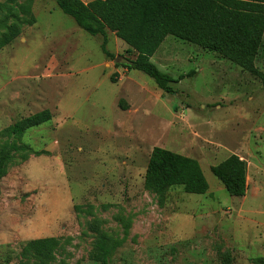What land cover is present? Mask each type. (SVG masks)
<instances>
[{"label":"rangeland","instance_id":"rangeland-1","mask_svg":"<svg viewBox=\"0 0 264 264\" xmlns=\"http://www.w3.org/2000/svg\"><path fill=\"white\" fill-rule=\"evenodd\" d=\"M0 264H257L264 258V40L258 73L167 36L151 60L177 78L174 94L126 71L55 0H0ZM118 61L134 58L108 30ZM111 76L116 78L112 81ZM49 109L52 118L12 135ZM12 144L23 147L14 151ZM154 147L198 160L206 194L145 183ZM232 153L248 165L247 197L211 166ZM256 195V196H255ZM56 237L51 258L30 247Z\"/></svg>","mask_w":264,"mask_h":264},{"label":"trees","instance_id":"trees-1","mask_svg":"<svg viewBox=\"0 0 264 264\" xmlns=\"http://www.w3.org/2000/svg\"><path fill=\"white\" fill-rule=\"evenodd\" d=\"M16 1V0H15ZM59 8L72 17L76 24L90 35H100L101 47L110 60H116L127 72L139 70L154 79L167 94L177 90L175 83L194 71L175 78L161 70L151 58L167 36L213 51L246 71L258 73L254 64L264 40V0H55ZM2 4L0 3V9ZM108 30L127 45L134 58L118 61L107 48ZM10 42L6 35L0 48ZM112 81L116 78L111 76ZM52 113L45 109L18 121L9 128L12 135H22L27 128L49 121ZM10 148L22 150L16 144ZM8 154L0 158V180L4 175ZM213 174L224 184L230 195L245 196L248 165L237 154L211 166ZM145 183L157 192L181 186L185 193L206 194L209 182L200 162L192 157L162 147H154L146 168ZM59 244L56 237L37 238L30 242L34 252L51 258ZM102 264L110 263L116 244L101 236L95 242ZM264 264V258H256Z\"/></svg>","mask_w":264,"mask_h":264},{"label":"crops","instance_id":"crops-1","mask_svg":"<svg viewBox=\"0 0 264 264\" xmlns=\"http://www.w3.org/2000/svg\"><path fill=\"white\" fill-rule=\"evenodd\" d=\"M86 4L87 3H89V2H91V1H94V0H83ZM123 41V40H122ZM126 44V43H125ZM127 45V44H126ZM233 154V153H232ZM234 154H236V153H234ZM237 155H239L242 159H244L240 154H238L237 153ZM223 161V160H222ZM209 189H210V187H209ZM256 196V195H255ZM247 197V192H246V194H245V196H243V198H246Z\"/></svg>","mask_w":264,"mask_h":264}]
</instances>
